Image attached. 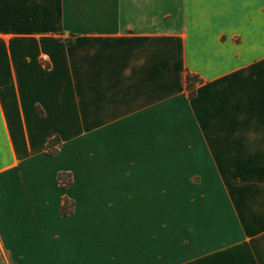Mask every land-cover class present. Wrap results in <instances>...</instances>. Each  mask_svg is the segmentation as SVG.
<instances>
[{
	"label": "crops",
	"instance_id": "obj_1",
	"mask_svg": "<svg viewBox=\"0 0 264 264\" xmlns=\"http://www.w3.org/2000/svg\"><path fill=\"white\" fill-rule=\"evenodd\" d=\"M188 74L201 79L192 99ZM56 137L65 149L51 156ZM168 151L232 167L264 196V0H0V247L14 264L35 254L65 195L67 222L131 216L101 201L130 195L123 166L162 169ZM143 228L139 264H158L161 233Z\"/></svg>",
	"mask_w": 264,
	"mask_h": 264
},
{
	"label": "rangeland",
	"instance_id": "obj_2",
	"mask_svg": "<svg viewBox=\"0 0 264 264\" xmlns=\"http://www.w3.org/2000/svg\"><path fill=\"white\" fill-rule=\"evenodd\" d=\"M43 64L51 65L47 59ZM200 83L199 78L196 86ZM168 124L163 122V141L169 140L167 135L173 131ZM63 143L59 138L50 151H55V156L63 153ZM162 155V169L156 165L145 169L131 162L123 166L120 173L129 174L130 195L107 196L101 201L109 211L104 213L126 212L119 209L129 206L131 216L81 217L67 222L62 210L60 215L52 210L46 217L49 223L44 227L49 228L43 243L36 245L35 254L25 255L23 264H139L138 230L144 227L140 224L143 219L148 220L142 229L147 237L161 233L158 264H264V196H251L255 189L241 183L232 167L203 168L202 154L168 151ZM62 172L74 183L73 173ZM159 173L161 182L155 183ZM260 193L264 195L263 190ZM141 207L155 208L159 216H138L155 213L138 211ZM78 226L80 233L75 230ZM150 245L144 250L154 247ZM0 264H14L1 247Z\"/></svg>",
	"mask_w": 264,
	"mask_h": 264
},
{
	"label": "trees",
	"instance_id": "obj_3",
	"mask_svg": "<svg viewBox=\"0 0 264 264\" xmlns=\"http://www.w3.org/2000/svg\"><path fill=\"white\" fill-rule=\"evenodd\" d=\"M198 80H199V78L197 76H194L191 74L187 75L186 87H187V90L189 91V93H188L189 98H191V99L194 98L196 95V86L195 85H196V82H198ZM57 141H59L58 137L50 140L46 145L47 151L51 156L56 155V152L50 151V148L53 147ZM65 175H66L65 172H61L58 175L59 185L62 189H67L73 184L72 177L67 176L68 177V180H67ZM74 207H75V202L72 199H70L68 196H64L62 208H61L63 215L69 216V215L73 214Z\"/></svg>",
	"mask_w": 264,
	"mask_h": 264
}]
</instances>
